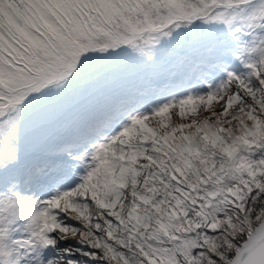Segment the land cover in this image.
Wrapping results in <instances>:
<instances>
[{
  "label": "snow or ice",
  "instance_id": "1",
  "mask_svg": "<svg viewBox=\"0 0 264 264\" xmlns=\"http://www.w3.org/2000/svg\"><path fill=\"white\" fill-rule=\"evenodd\" d=\"M0 264H264V0H0Z\"/></svg>",
  "mask_w": 264,
  "mask_h": 264
}]
</instances>
